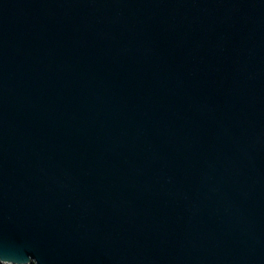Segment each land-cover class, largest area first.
<instances>
[{"label":"water","instance_id":"95a60500","mask_svg":"<svg viewBox=\"0 0 264 264\" xmlns=\"http://www.w3.org/2000/svg\"><path fill=\"white\" fill-rule=\"evenodd\" d=\"M0 263L264 264V0H0Z\"/></svg>","mask_w":264,"mask_h":264},{"label":"trees","instance_id":"16d2710c","mask_svg":"<svg viewBox=\"0 0 264 264\" xmlns=\"http://www.w3.org/2000/svg\"><path fill=\"white\" fill-rule=\"evenodd\" d=\"M0 264H2V263H0Z\"/></svg>","mask_w":264,"mask_h":264}]
</instances>
